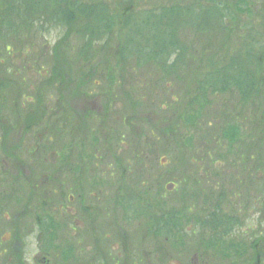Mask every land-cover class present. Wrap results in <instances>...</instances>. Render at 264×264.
<instances>
[{
	"label": "rangeland",
	"instance_id": "374dc122",
	"mask_svg": "<svg viewBox=\"0 0 264 264\" xmlns=\"http://www.w3.org/2000/svg\"><path fill=\"white\" fill-rule=\"evenodd\" d=\"M16 1L0 0V22L12 13L10 7ZM55 1L61 4L62 0ZM79 1L107 10L109 37L101 30L107 17L98 22L74 15L75 20L79 18L73 23L74 34L70 26H65L64 36L58 23L38 26V20L33 28L25 25L7 34L10 57L1 63L8 65L11 76L19 73L21 78L0 75V98L12 92L9 105L0 111V214H5L0 218V240L10 243L7 255L0 254V264L7 260L11 264L12 259L20 264H56L54 258H59L41 233L39 218L45 222L52 218L58 224L55 245L74 247L72 255H85L83 261L91 260V264H240L233 263L237 258L230 254L231 260L222 259L220 253L232 248V240L220 229L216 235L221 236L214 238L201 219L213 209L225 217L230 206L240 222L233 233L235 240L264 238V120L258 118L264 98L247 102L234 85L222 94L208 93L218 85L215 74L239 79L242 74L237 70L242 67L246 73L250 70L253 85L264 94V0ZM148 13L156 19L163 16L158 17L159 27L163 25V32L181 48L175 56H162L170 60L167 67H174L176 76L160 72L152 54L143 55L141 64L125 53L127 41L133 42L125 23L143 20ZM155 21L145 33L150 42L151 38L156 41ZM90 23L100 30L92 41L84 38ZM224 39V46L218 47ZM164 42L168 44L166 38ZM143 49L149 48L134 46L131 54L147 51ZM116 68L130 73L126 86L122 82L112 86L111 81L119 80ZM199 102L205 104L203 110ZM233 106L235 112H229ZM228 125H238L242 139L230 142L229 151L218 148L222 143L213 148L211 136ZM251 129L256 138L250 135ZM145 136L149 151L137 142ZM154 151L159 155L153 158ZM136 152L146 170L132 175L139 170ZM151 160L159 161L155 168H150ZM158 167H165L155 175L158 187L161 177L171 183L182 175L188 182H181H190L191 187L193 179L205 182L208 175L207 188L222 198L203 194L208 199L204 203L197 194L192 199L181 197L182 187L174 193L170 185L168 192L159 188L158 194L165 197L158 198L163 206L155 211H172L171 219L181 220L179 232L159 233L155 223L146 220L152 215L155 191L145 189L143 180L133 181L151 179V171ZM232 175L237 189L230 194ZM92 213L96 219L89 216ZM214 243L220 249L208 254L210 262H206L205 252ZM7 245L2 247L6 250ZM219 258L224 261L216 262Z\"/></svg>",
	"mask_w": 264,
	"mask_h": 264
},
{
	"label": "trees",
	"instance_id": "16d2710c",
	"mask_svg": "<svg viewBox=\"0 0 264 264\" xmlns=\"http://www.w3.org/2000/svg\"><path fill=\"white\" fill-rule=\"evenodd\" d=\"M60 3L61 4L57 3L55 0H52V3H49L47 0H17L16 3L13 4L14 7H10V11H12V13H8V15H6L4 18L5 20H3V22H0V27L3 29V31L6 30L5 32H3V31L0 32V35H3L2 39L5 42V45H4V43H2L4 45L3 51L0 50V75L5 76L6 78H10V79L12 77L14 79L16 77L21 78V75L19 73H14L11 76L9 74V71H8V65H2V63H6L7 59L10 57V46L7 45L8 40H9L8 35H7L8 33H10V32L14 33V32H16L17 29L21 28V26L25 27V25H29L28 29L33 28L34 26H37V20H38V26L41 24L46 25L47 23H53V22L58 23L57 25L59 27H62L65 30V34H64V36H65L66 30H67L66 27L68 28L69 26H70L69 29L74 34V30L76 28V25L73 23L75 21L79 20V18H77L75 20L74 19L75 16H78V17L82 16L83 19H84V17H87L88 19H89V17H92L96 21H98V20L104 21V19L108 16L107 10L105 11L100 6L86 5V4L81 3L79 0H62ZM70 6H73V7H70ZM78 12H79V14H78ZM108 13H110V12H108ZM148 14L149 15H147V17H144L143 20H139L137 22L135 21V22H132L130 24H129V22L125 23L126 28L129 29L128 36L133 41L130 43H128L129 40L127 41V44L125 45V47H126L125 53L128 52L129 57L138 59V61L136 63H141V64H144L143 60H140V59H142L141 57H144L145 55L150 56V54H152V56L154 55V57H155V59L153 60V62L155 63V66H157L158 68L163 70L160 72L170 74L171 77L176 76V74L172 71V69L174 67H172V69L170 68V66L167 67V64H168V62H170V60L169 59L164 60L162 58V56H167V57L171 56V55L175 56L177 54V51L181 50V48L178 47V44L173 43L174 39L172 37L167 36V34H165V32H163V29H161V27L163 25H161L159 27L158 21H161V19L158 17H163V16H158L156 19L155 17L153 18V16H151V14H154V13H148ZM73 15H74V17H73ZM107 19H108V17L106 18V21L103 24L104 26L101 25V30L104 29L102 34H104L105 38L109 37L111 34L110 31H108L105 28L106 23L108 22ZM152 19L156 20L154 23H155V28L158 32H157V35L155 36L156 41L154 40V38H151V42H150L149 39L147 38V37H150V35L147 36V35H145V33H147L148 30L150 29V26H152ZM102 23L103 22L98 23V24H102ZM137 23H139L138 24L139 29H137ZM72 25H74V26H72ZM169 25H171V24H169ZM86 28L87 29L85 31L86 32L89 31V33L87 36H84V38L89 37L91 41L94 39V36H97L100 33V30H96V25L94 26L91 23L89 24V26H86ZM105 29H106V31H105ZM74 36H77V34ZM20 37H21L20 35H17L16 40H18ZM165 38H166L168 44H166L164 42ZM138 40H140V42H137ZM143 41H145V42H143ZM136 43H138V44H136ZM225 43H226V39H224L223 44L221 46H218V47H220V48L223 47ZM139 45H142V46L146 45V47L149 49L148 50L143 49V50H147V51L140 52L139 55L133 56L131 54V52L133 51L134 46H139ZM150 46H152L154 48V50H155L154 53L150 52V50H151ZM157 50H158V52H156ZM172 53H174V54H172ZM44 54H45V51H43V53H42V55H43L42 57H44V60H45ZM24 55H27V54L25 53ZM204 60H201V62L202 61L204 62ZM162 64L164 66H162ZM241 68L242 67H239L237 70V73L240 72L242 74L239 79L233 78V80H232L230 78H227L226 76L220 77L219 74H215L216 76L213 77V80H216V83L218 85L216 87H213L212 91H209L208 94H222L223 90L232 89L231 87L234 85L235 87H233V88L236 89V91L238 93H240L241 95H244L243 98H246L247 102H249V99L256 102V100H255L256 98H259V97L264 98V94L258 90L257 86L253 85L256 81L253 79L252 74L248 73V72L247 73L244 72L243 69H241ZM115 71L116 72L119 71L118 72L119 80L115 83L111 81L112 86L117 85L118 82H122L123 86H126L127 85L126 84L127 75L130 73L125 72L123 68L122 69L116 68ZM242 72L244 73V75ZM23 80L24 79H22V81ZM175 80H176V77H175ZM204 88L207 89L206 86H204ZM124 92H127L126 88H125ZM210 92H213V93H210ZM10 93H12V92H9V90H8L7 96H2L0 98V111L1 112H2V110L6 109L7 105H9L8 99H9ZM261 93L263 95H261ZM198 100H199V98H198ZM263 103H264V101H263ZM161 104H162L161 106L164 107L165 104L162 102H161ZM253 104H255V103H253ZM199 105H200V110H203L205 108V104H201L199 102ZM207 106L208 105H206V108H207ZM251 109H252V106H251ZM235 110L236 109L233 106L232 111H229V112H233V111L235 112ZM199 115H200V113H199ZM226 115H228V113ZM262 117L264 120V106H263V109L260 112V116H258V118L261 119ZM200 123H202V122H200ZM197 126H198V128H203V127H200V124H197ZM223 129H224L223 127H219L218 130L216 132H214L213 136H211L209 133L208 134L212 137V140L215 143V147H213V148L217 147L216 143H218V144L222 143L223 146H220L218 148L225 147V148H227V151H229L230 142H232L234 144L235 142H237L238 139H240V140L242 139V137H241L242 131L240 130V127L238 125H236V126L228 125L224 131H223ZM262 133L261 134L264 136V128H263ZM250 135L253 136V138H256L258 136L255 132L252 131V129L250 130ZM216 136H219V139L216 138ZM145 137L144 138H138L137 142L144 145L145 151H149L151 146L147 143L148 136H145ZM189 140H190L189 143H193L192 138ZM225 140H226V143H225ZM194 141H199V140L195 139ZM135 143L136 142H134V144ZM134 144H132L133 147H134ZM251 144L252 145L249 146V149H251V155H252V153H253L252 151L255 148L256 143L253 142ZM160 146H161V144H160ZM163 147L168 148V146H166V144H164ZM171 151L172 150L169 149L168 152H171ZM187 152L189 153L190 150H188ZM137 153L138 152H136V154H133V155H136V157H137V160H138L137 167H139V170L136 169L135 172L132 173V175H134L137 171H143L144 172L146 170V167L144 166V164H142V162L139 160L140 155H138ZM152 153H153V155H152L153 158L155 156L157 157L159 155L158 151H154ZM171 153H172V155H174L173 151ZM187 154L185 156H188ZM251 155L248 157V160L250 159ZM151 161L153 162L154 160H151ZM158 162L159 161H157V163L155 164V161H154L153 166H150V168L151 167L155 168L156 165L158 164ZM241 162H242L243 170H244V174H245V172L247 171V169L244 165L245 164V154H243V156L241 157ZM214 163H216V160L213 161V164ZM248 163H249V161H248ZM198 165L200 167H202L200 164H198ZM128 166L130 168L131 165L128 164ZM129 168H127V170H125V171L126 172L129 171ZM164 168L158 167V168L154 169L153 171H151L152 172L150 175L151 179H143L142 178V179H137L136 181L135 180H133V181L134 182H141V180H143V185L145 186V189H149V190L153 189V192L155 191L154 196H152V198H155V201H154L155 203L152 206V209H153L152 213L150 212L152 215H150L149 218L146 217L147 219L146 218H144V219L148 220L149 222L155 223L156 230L159 233H165L166 235H169L172 232H179L178 227L179 226L181 227V220L176 221L174 219H171L172 211L162 212V209L160 211H155L157 208L160 209L163 206V204L158 201V198H160V197L164 198L165 197L164 195L158 194L159 188H161V190H163L165 192H168L167 188L170 185V188H172L171 192L174 193V192H179V189L182 187L183 190H182V193L180 194L181 197H184V199L185 198L186 199H192V198H194V195L197 194V196H196L197 200L200 201V198L203 197L204 200H201V202H204V203H208V201H207L208 199L205 198L203 196V194H207L211 198H213V199L216 198L217 200L220 199V198H218V196L221 198H222V196H221V194L218 195V193H216V192L214 193L211 190V187L207 188L208 185H207L206 180L209 181L208 175L204 176V177H206L205 178L206 183L203 181H200L199 179H193L192 182L194 183V185L191 182V187H188V184H190V182L188 184L186 182H185L186 184L181 182V180L184 179V177L182 175H180V180H177L175 177H173V180L171 181V183H168L169 180L166 182H163L164 177H161L159 182H158L159 183V187H158V185L156 183H154L155 182L154 178H155V175L157 174L158 170L164 169ZM175 168H176V166H175ZM198 168H197V170H198ZM208 168L209 167H207V169ZM200 171H201V169L199 170V172ZM209 177H211V176L209 175ZM253 177L258 178L255 175H253ZM235 179L236 178L234 177V182H235ZM184 180H186V179H184ZM223 187L226 189V186H223ZM234 187H236L235 183H234ZM195 189H200V192L199 191H197L196 193L193 192V190H195ZM227 189H229L230 194L234 193V191H233L234 188L232 186L227 188ZM63 195H65V194H63ZM165 201H166V198H165ZM184 201H186V200H184ZM166 204H167V207H170L169 203H166ZM218 211H216V209H213V212L205 213L204 215H202L203 218L201 219V222H202V224H207V225H203V227L210 228L211 231L214 233L213 234L214 238L215 237L218 238V236H221V234L216 235V233L220 229L221 232L223 231V232H225V234H227L225 236H227L228 239L232 240V242H233L232 248H229V250H227L228 252L224 251V253H222V254L220 253V256L223 257L222 259L225 258L226 260L229 261V259L231 257L228 254H230L232 257L237 258V260L233 263L263 264V262H264V257H263L264 256V245H262L261 242L263 241L264 238L261 239V235H260L256 238L252 239V240H250V239L244 240L243 238L235 240V238L233 237V232L236 230V228H237L236 226H239V220L235 218V213H232V211H233L232 207L229 206V214H227V216H225V217H224V214H219ZM157 212H162V213H157ZM24 214H26L25 211H24ZM4 215L0 214V218L3 217ZM95 215H96V213L89 214L90 217H95ZM96 218L97 217H95V219ZM49 221L45 222L43 220V218L38 219L39 226L41 228V233L47 238V243L49 244L48 246L51 247V249H53L57 253L59 260L54 258V260L56 261V264H62V263H64V264L65 263L66 264H91V260L90 261H83V260H86L85 255L82 258H79V256H76L77 258L74 257V255H72L74 252H76V249L74 247L64 248V247H61V245H55L57 234L54 232V230L56 231V229H59V226H58V224H55L54 219L51 218ZM18 225L19 224L17 223V226ZM18 232H20V230H18ZM44 232H46V233H44ZM159 233H156V234H159ZM19 235H20V233L19 234L16 233V237H18ZM223 237H224V234L222 235V239H225ZM241 242H243V244H241ZM62 243H66V242L62 241ZM9 244L10 243H8L6 250L2 246L0 247V254L5 255V256L7 255V251L9 250ZM77 246H79V245L77 244ZM209 246H210V249L208 252H205V256H204V258L206 259V262H210L208 257H207L208 254L215 253V251H218V249H220L219 246L216 245L215 243L212 246L211 245H209ZM57 247L59 250H57ZM2 249H4V251ZM93 250H94V248H93ZM101 251H103V250H99L98 252L100 253ZM96 252H97V250H96ZM226 252H227V254H226ZM8 259H11V258L9 257ZM87 259H90V257H88ZM222 259L219 258L218 260H216V262L217 261L223 262L224 260H222ZM12 260L13 261H11V264H20L16 260H14V259H12ZM7 262H8V260L6 261L5 264H8Z\"/></svg>",
	"mask_w": 264,
	"mask_h": 264
},
{
	"label": "flooded vegetation",
	"instance_id": "af4514ba",
	"mask_svg": "<svg viewBox=\"0 0 264 264\" xmlns=\"http://www.w3.org/2000/svg\"><path fill=\"white\" fill-rule=\"evenodd\" d=\"M94 264V263H93Z\"/></svg>",
	"mask_w": 264,
	"mask_h": 264
}]
</instances>
